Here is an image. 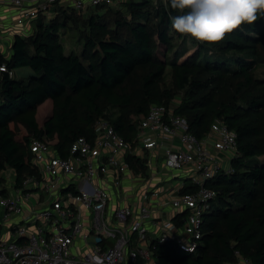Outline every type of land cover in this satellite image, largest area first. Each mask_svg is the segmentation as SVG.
<instances>
[{"label":"trees","instance_id":"trees-1","mask_svg":"<svg viewBox=\"0 0 264 264\" xmlns=\"http://www.w3.org/2000/svg\"><path fill=\"white\" fill-rule=\"evenodd\" d=\"M151 1L129 0L103 14L58 8L52 19L39 17L31 33L15 36L9 59L0 54L9 70L34 71L19 79L0 72V186L9 169L16 185L37 173L32 138L54 140L65 156L78 137L93 139L96 121L104 118L132 142L152 105L168 106L182 93L175 114L187 118L190 131L203 139L221 119L237 132L238 154L231 172L207 183L219 195L204 216L198 250L156 243V264H225L240 257L264 264V76L257 72L264 67V17L220 43L194 48L171 30L169 13H178L170 6L152 12ZM71 28L84 39L81 54L66 53L62 33ZM134 166L147 170L143 161ZM195 189L186 183L181 191Z\"/></svg>","mask_w":264,"mask_h":264},{"label":"built area","instance_id":"built-area-1","mask_svg":"<svg viewBox=\"0 0 264 264\" xmlns=\"http://www.w3.org/2000/svg\"><path fill=\"white\" fill-rule=\"evenodd\" d=\"M128 1L0 0V38L10 30L2 27L3 10L22 31L31 33L32 23L39 17L54 18L58 8L87 14L124 9ZM0 54L6 59L11 56L3 48ZM0 72L13 76L6 62L0 63ZM179 103L152 105L132 142L108 119L97 120L93 139L78 137L65 156L59 154L54 140L32 138L37 173L27 175L20 185L6 173L7 182L0 186V264H141L139 259L153 258L156 243L167 241L195 253L204 235V216L219 195L207 183L219 173L232 171L231 163L224 168L222 155L236 156L238 141L237 132L221 119L199 139L190 131L187 118L175 114ZM132 159L143 161L147 176L136 170ZM160 160L170 169L184 170L185 180L196 189L182 192L183 180L154 190L153 166L159 174ZM123 182L145 184L137 202L122 205L117 190L125 186ZM128 189L123 193L131 199L133 187ZM114 200L121 205L113 204ZM149 224L160 229L150 242ZM242 261L251 264L243 257L225 264Z\"/></svg>","mask_w":264,"mask_h":264},{"label":"clouds","instance_id":"clouds-1","mask_svg":"<svg viewBox=\"0 0 264 264\" xmlns=\"http://www.w3.org/2000/svg\"><path fill=\"white\" fill-rule=\"evenodd\" d=\"M171 30L201 43H220L244 24L264 17V0H164Z\"/></svg>","mask_w":264,"mask_h":264},{"label":"rangeland","instance_id":"rangeland-1","mask_svg":"<svg viewBox=\"0 0 264 264\" xmlns=\"http://www.w3.org/2000/svg\"><path fill=\"white\" fill-rule=\"evenodd\" d=\"M151 7H152V12H155V10L159 9V8H163L165 7L164 5V0H152L151 1ZM102 14L105 13V10H101L99 9ZM109 15V14H108ZM106 15V17L108 16ZM10 16V14H9ZM112 17H109V19ZM85 20V19H84ZM9 26H10V30L7 32H4V34H2V37L0 38V43L3 47V52L7 53V51H9L8 47L11 46V41H13V38L16 34H21V35H25V34H29V31H22V28L16 24L13 23V20L9 18ZM33 25H35V22L32 23ZM81 26L82 28H86L87 25L85 24V22H81ZM62 42L65 46L66 49V53H70V52H75L76 54H81L82 50H83V45H84V39L81 38V36L79 35V31L77 29H69L66 30L62 33ZM80 36V37H79ZM187 39L189 41V45L191 47H197L198 46V41L194 40L193 38H191L190 36H187ZM182 38H177L176 39V43L180 44L182 42ZM7 46V47H6ZM6 47V49H5ZM2 50V48H1ZM163 51H164V46H161L160 48V56L163 57ZM193 51V50H192ZM227 54H231V53H227ZM258 75L260 76H264V67H259L258 70ZM34 73V71L29 68V67H21V68H17L14 69L13 72V77L19 79V78H27L30 77V75H32ZM34 75V74H33ZM1 77V74H0ZM171 82V68L170 66L167 67V83L170 84ZM182 97V93L179 94L175 100L180 101ZM0 103H1V98H0ZM107 112L109 113L110 116L115 117V113H117V110L115 108H109L107 110ZM51 114V112L49 111L47 115H44L41 118V124H43L46 119L49 117V115ZM104 120V118H102ZM222 157L225 159V166L224 168L227 169L231 163V158H226L224 155H222ZM158 170H159V174L160 177L162 178L161 182L156 185L157 188H162V187H166L169 185H177L179 183H181L183 180H185L186 178V174L184 172V170L181 169H170L168 167L165 166L164 164V160H160L158 163ZM10 173L13 175V171L12 169H9ZM127 184L128 186H132L133 190L131 189L130 192L134 194V196L130 199L131 201H138V193L141 192L144 188H145V184H134L132 185L131 182H123V185ZM155 190V189H154ZM152 192V191H151ZM161 192V190H160ZM153 193V192H152ZM122 200H127V196L122 192ZM132 203V202H130ZM148 204V203H147ZM41 208H39L40 210ZM134 243H136L135 241H133ZM145 245L147 246V243L145 242ZM140 261L142 259H139ZM145 263V262H144ZM146 264H156V260L153 258V260H151L150 262H146Z\"/></svg>","mask_w":264,"mask_h":264},{"label":"crops","instance_id":"crops-1","mask_svg":"<svg viewBox=\"0 0 264 264\" xmlns=\"http://www.w3.org/2000/svg\"><path fill=\"white\" fill-rule=\"evenodd\" d=\"M6 14H7V11L6 10H3V13H2V16H3V21H2V27L3 28H5V29H9L10 28V26H9V19L7 18V16H6ZM29 27H31V28H33L34 29V25L33 24H31ZM14 38H15V36H14ZM14 38H13V41H11L12 43H11V46L10 47H8V49H9V51H7V53L8 54H12V52H13V50H12V45H13V42H14ZM7 47V46H6ZM6 47H5V49H6ZM1 48H3L2 46H1ZM0 48V49H1ZM14 72V71H13ZM230 166V165H229ZM155 166H153V170H154V177H153V179H152V182H151V186H153V189H156L157 187H156V185H158L160 182H161V180H162V178L160 177V175H158V173H156V169L154 168ZM137 170V169H136ZM137 171H139V170H137ZM145 176H147L148 175V169L146 170V172H144L143 173ZM184 183L186 184V183H191L189 180H184ZM126 190V192L128 193L129 191V189H128V186H127V184H125V186L122 188V189H119V190H117V194H119V195H121L122 196V192H123V190ZM126 193V194H127ZM125 194V195H126ZM131 202V200H130V197L129 196H127V200L125 201V200H123L122 201V205H127L128 203H130ZM112 203L113 204H119V202H117L116 200H114V201H112ZM119 205H121V204H119ZM166 213V215H167V213H169V211H166L165 212ZM149 227H150V234H149V239H148V241L150 242L151 240H153L154 238H156L159 234H160V229H156L155 227H153L151 224H149ZM147 242V241H146ZM149 242H147V243H149ZM153 258L155 259V257L153 256ZM153 258L151 259V260H153ZM150 260V261H151ZM150 261H148V262H150ZM145 262V263H144ZM146 260H139V263H141V264H146ZM241 264H246L244 261H242L241 262Z\"/></svg>","mask_w":264,"mask_h":264}]
</instances>
